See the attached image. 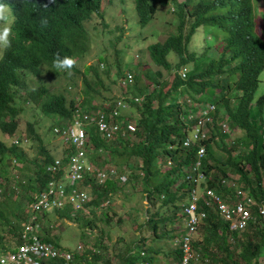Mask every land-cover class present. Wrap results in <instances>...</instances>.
<instances>
[{
    "label": "trees",
    "instance_id": "obj_1",
    "mask_svg": "<svg viewBox=\"0 0 264 264\" xmlns=\"http://www.w3.org/2000/svg\"><path fill=\"white\" fill-rule=\"evenodd\" d=\"M0 2L10 4L15 15L12 47L2 49L0 56V133L4 136L15 134L18 114L24 112V106L29 104L24 137L36 143L38 155L28 161L21 147L6 145L0 140V196L11 199L15 193L11 201L13 207L9 211L4 209L5 204L0 200V207L4 205V212H0L6 226L4 233L13 241V245H9L0 231V252L12 250L20 244L21 223L29 220L31 212L28 206L32 195L52 175L45 170L46 165L55 157H62L65 162L73 150L70 143L64 147L58 129L68 123L73 112L78 110V119L85 131L84 156L95 170L84 173L77 187L88 193L89 200L83 205V210L73 215L69 208L40 213L34 221L40 240L51 243L59 250H67L58 244L56 236L49 235L47 226H40L42 221L49 222V215L96 228L102 233L95 223L101 221L107 224L110 221L109 203L114 192L120 191L122 186L133 189L138 181L147 207L143 223L138 224L137 229L145 227L151 233L150 240H169L170 246L146 245L144 239L138 236L125 242L123 248L115 253V264H170L178 261L181 251L179 245L172 241L183 233L181 204L188 202L193 187L191 178L197 176L191 166L198 146L203 145L204 155L200 158L198 170L203 178L198 179L196 187L197 213H203V216L190 242L194 257L189 264H261L258 259L264 258V218L258 214L257 207L264 208V89L257 97L254 94L259 81L257 75L264 63V26L256 28L251 10L249 13L248 9H244L233 15L228 0ZM245 4L248 6L247 0ZM126 7L131 9V13ZM113 9H117V13H112ZM126 11L140 27L151 23L156 14L172 15L174 22L165 20V24L166 30L170 26L174 29L170 34H164L161 41L136 49L126 61L125 51L130 50L132 43L138 45L145 36L136 39L123 37L119 50L123 53L122 61L118 58L116 62L124 68L123 73H116L123 78V85H115L113 79L109 82L119 89L117 96L127 95L123 96V100L128 103L131 114L126 113L122 126L105 138L93 122L85 123L80 117L81 113L93 116L99 110L107 120L112 119L109 108L104 109L100 105L101 100H106L111 106L116 97L108 95L110 87L99 74L102 73L108 80L106 60L93 58L92 63L95 64L87 63L82 70L77 66L71 70L72 75H79L80 79L78 87L71 88V85L76 86L73 77L65 85L73 94L65 86L61 91H48L40 84L29 87L25 77L37 76L41 65L58 75V70L52 65L54 54L78 59L93 46L97 49L99 40L95 41V38L105 35L109 38L115 27L120 30L122 27L116 21ZM42 18L47 19V27L41 26ZM238 18L237 25L235 21ZM96 19L103 23L99 26L94 22ZM149 35H156V32ZM121 37L117 34L107 40L112 43V40ZM197 38L198 51L194 49ZM218 40L221 41L220 47L215 44L219 43ZM154 66L157 70L151 72ZM126 70L132 77L129 84L125 82ZM178 70H183V76ZM203 91L217 105L215 114L220 110L226 113L223 121L228 128L224 130L220 122L216 123L217 118L210 116L204 132H198L193 142L192 135L195 133H192L189 145L183 146L182 141L188 139V133L196 124V118L189 116L193 110L186 100L195 101L194 94ZM66 92L70 93L68 98ZM134 96L138 97L137 101H133ZM37 116H41L39 119L42 120H54L55 124L46 125V129L52 125L57 128H53L52 132L59 137L57 154L49 153L42 144V137L36 131L40 125L30 120ZM232 129L237 133L231 132ZM218 154L220 158H217ZM6 158L13 160L11 169L14 170L24 168L28 162L32 164L30 174L22 173L19 180L11 177L15 186L8 190L5 189L9 183L8 173L5 172ZM109 167L116 169L117 174L122 171L124 180L119 182L118 178H107L98 183L95 171ZM221 180L229 184H222ZM230 183L254 202L249 205L253 220L246 222L242 230H231L229 222L220 216L215 205L212 202L208 205L210 197L203 193L208 189L226 203H234L237 200L235 188ZM15 187L18 192H14ZM106 200L108 202L101 205ZM94 209L100 210L101 218H96ZM116 222H120L119 217ZM84 239L79 243L80 252L73 255L70 264H113L110 255L115 245L107 247L98 237L89 246L86 237ZM40 264H62V261L47 259Z\"/></svg>",
    "mask_w": 264,
    "mask_h": 264
},
{
    "label": "rangeland",
    "instance_id": "obj_2",
    "mask_svg": "<svg viewBox=\"0 0 264 264\" xmlns=\"http://www.w3.org/2000/svg\"><path fill=\"white\" fill-rule=\"evenodd\" d=\"M125 1L128 2L129 0H125ZM177 1H182V0H177ZM167 6H169L171 10V5L169 2H167ZM126 9L129 12L131 11L129 7H126ZM113 12L117 13V9H113L112 13ZM130 13H127V11L123 12V14L121 15L122 17L120 16V19L118 18L116 21L118 22L117 25L119 27L121 26L123 29L121 28L120 30L117 31V28L115 27L113 30V33L114 32L115 33L109 34L110 35L109 38L117 36V34H119L120 37L122 36L121 38H119V40L118 39L116 41L112 40V43H111V41L107 40L109 38L106 35L103 37L102 36L96 37L95 41L99 40L97 49L93 46L88 53H82L79 56V58L76 59L77 60L76 66L78 67L79 70H82L83 66H85L87 63L95 64V63H92L93 58L100 59V61L106 58L108 62L107 68L109 69L108 80L104 78L102 73H99V74L102 76L103 81L107 82L108 86L110 87V92L108 95L117 96L119 92V89L114 85V83L109 82V80L113 79L115 83L117 84L119 76H117L116 73L117 72L123 73V70H124V68L122 69V66L120 67L116 63L118 61V58L122 61L121 58L123 57V53L119 50H120V47H122L123 37L128 36L131 39L132 38L136 39L138 37L142 38V36H145L142 38V41L139 42L138 45L132 43L130 50L125 51L124 61H126L127 57H131V55L135 53L136 49L145 48L150 43L161 41L164 37V34L166 35L170 34V32L173 31L174 29V26H170V28L166 30V24H165V20L168 23L174 22V17L172 15L170 16L168 14H164V16H161V14H156L155 19L152 20L151 23H148L144 25L143 27H140L135 21V19L130 17ZM94 22H97L99 26L103 23V22H99L98 19H96ZM110 23H111L110 26H113V23L112 22ZM167 28H168V24H167ZM162 31H165V32H162ZM151 32H156V35H149ZM197 40L198 38L196 39V41ZM198 45L199 43H196L194 45V49H198V48H195ZM114 50L118 51V53H115ZM1 51H2V48H0V55H1ZM103 64L105 66V62ZM155 70H157L156 66L152 67L151 72H154ZM158 70L162 73H165V71L162 70V68L160 67H158ZM151 72H150V76L153 77V74ZM71 77H73L74 84H76V86L71 85V88L78 87L80 83L79 75L73 76L72 73L71 75H69L68 73L64 71H61L58 73V75H56V77H53L51 76V74H48L46 72V69L43 67L41 68V74L38 78H36L35 76L32 77L31 75H26L25 78L27 80V85L29 87H33L34 85L40 84V85H44L47 90L61 91L63 90V86L68 84L67 82H70L69 79H71ZM27 78H30V79H27ZM59 78H60V81H58ZM258 80L259 81L257 84L254 97H257L258 95H260V93L264 89V63H263V67L261 68L258 74ZM64 81H66L65 84H64ZM67 90L71 94H73V92L69 90L68 88ZM70 93L66 92L65 96H67L68 98L70 96ZM104 94H105V91L102 92V95ZM100 104H102V100L100 101ZM28 106L29 104H26L24 106V112H21L20 114H18V118H17L18 125L15 131V134H14L17 137L22 136L21 138H24V122L29 116V112L28 110H26L28 109ZM39 117L41 116H37L36 119L31 118L30 120L34 122L37 121V124L40 125L39 127H37L36 131L38 132L37 134H39L42 137V141H41L42 144L45 146V149H47L49 153L55 154L56 152H58V149L60 147V142H58L59 140L58 135L57 134L53 135L52 132H53V128H55L54 130H57V128L55 127V125H52L49 127L48 130L46 129V125L55 124V122L53 119L42 120V119H39ZM231 132L237 133L235 129H232ZM0 140L6 143L7 145L8 139L5 138L1 133H0ZM19 147L23 149L28 161L33 160V158H36L38 156L36 143L31 142L29 138H27V142L25 143L21 142ZM217 158H220L219 154L217 155ZM12 161L13 160L11 158L10 159L6 158L5 159L6 164L4 163L5 172L8 173V177H9V183L5 188L6 190H8V188H11V186L12 188L15 186L14 184L15 181L12 180L13 177H14L13 179L19 180L22 173L24 174L31 173L32 164H30V162H28L24 168L20 170L19 169L14 170V169H11V163H13ZM120 174H122V171L121 173H118V175ZM121 180L123 179H120L118 181L121 182ZM14 190H15L14 192H18L17 187H15ZM142 193L143 192L141 191V185H140V182L138 181L133 189H129L128 186L126 189L122 186V189L120 191L118 190L115 191L114 195L112 196L111 202L109 203L108 214L112 213V215L110 214L111 215L110 221L107 224L101 221H97L95 223L97 227H100L102 229L103 231L102 233H99V231L96 230V228H93V227L89 228L88 226H80L77 223L69 222L68 220L64 218L60 220L58 218H55L54 215H49L50 216L49 222H45L46 220L44 219L45 221H42L40 223V226H47L49 228V231H48L49 235L56 236V238L58 239V244L63 248L73 249L75 248L77 244L81 243L85 237L87 239V243L89 246L91 245V242L93 243V240L98 237L103 242V244L107 247H109L110 245H115V250L112 251L110 255L112 258L113 264H115L117 261V257L115 256V253H117L119 250L123 248V246L125 245V242L128 243L133 238H134L133 240H135V238L138 236H141L144 239V244L146 245H151L154 243L157 245H161L163 247L165 245L169 247L170 246L169 240H166V241L165 240H150L151 233L145 227H141L139 230L137 229V225L143 223V220L145 218L144 209L147 207L146 201L143 198ZM14 195L15 193L11 195V199H6L0 196V200H2L3 204H5V206L3 205L4 209H7L8 211L12 209L13 204L11 203V201L13 200ZM101 205H103V203ZM3 206L0 207V212H4ZM94 212H95L96 218L102 217L99 209H94ZM5 214L8 216V218L12 219V217L8 213L5 212ZM117 217L120 218L119 223L116 222ZM113 222H115L116 224H113ZM5 227L6 226L4 225L3 220L0 216V231L2 233H4ZM4 236H5V233H4ZM5 237L7 238L6 241L8 242V244L12 246L13 241L11 240V238H8V236H5ZM158 260L163 262L161 258H158ZM258 262L261 264H264V258H259Z\"/></svg>",
    "mask_w": 264,
    "mask_h": 264
},
{
    "label": "built area",
    "instance_id": "obj_3",
    "mask_svg": "<svg viewBox=\"0 0 264 264\" xmlns=\"http://www.w3.org/2000/svg\"><path fill=\"white\" fill-rule=\"evenodd\" d=\"M116 104H119L116 103ZM77 113V114H76ZM78 111L71 116V121L62 125L59 129V136L64 142V147L69 143L72 145V151L67 155V159L63 162L62 157H55L53 161L46 165L45 170L52 175L43 184V186L33 193L31 202L29 203V220L21 223V230L19 234L20 244L12 250L0 252V264H40L41 261L47 259H60L62 264H70L73 255L80 252L81 246H76L74 249L59 250L56 246L49 242L42 241L38 238L36 231L37 225L34 224L35 219L40 213L50 212L54 210H62L69 208L71 215L78 210H83V205L89 200L88 193L85 190L78 189V183L84 178V173L94 171L92 164L85 159V147H83L85 131L82 127L81 120L78 119ZM110 117L117 115V110L113 109ZM85 123L90 121L96 125L97 130L105 138H109L120 125L111 120H107L103 113L97 112L96 115H89L81 113L80 117ZM197 139L196 133L192 135V140ZM190 139L184 140L183 144L188 145ZM13 142H16L13 140ZM204 155L203 146H198L193 161L192 170L197 174L192 177L193 187L189 192L188 202L181 204V214L183 217L182 228L183 233L179 238L173 240V243L178 244L180 248V258L176 262L170 264H189L193 259L190 242L195 233L196 226L203 213H197L198 194L196 191L197 181L203 178V174L199 172L200 158ZM95 180L100 183L107 178L123 179V174L118 175L116 170L112 167L95 171ZM189 178V177H188ZM121 180V181H123ZM222 184H229L225 180H221ZM230 185L235 188L233 183ZM204 195L210 197L208 205L212 202L215 205L220 216L229 222L231 230H242L246 222L253 220L250 214L249 205L254 202L245 193L235 188L236 202L226 203L218 195L211 190H204ZM202 193V194H203ZM108 201H104L106 204ZM258 214L264 218L263 206L257 207ZM264 224V221H263ZM91 249V248H90ZM142 254V252H140ZM82 264H92L83 262ZM99 264V263H94ZM146 264V263H139Z\"/></svg>",
    "mask_w": 264,
    "mask_h": 264
},
{
    "label": "clouds",
    "instance_id": "obj_4",
    "mask_svg": "<svg viewBox=\"0 0 264 264\" xmlns=\"http://www.w3.org/2000/svg\"><path fill=\"white\" fill-rule=\"evenodd\" d=\"M247 1H248V6H247V4H245L246 0H228V3L231 4L230 13L233 15L234 14L238 15L242 10L244 11V9H248L247 12H249V13L251 10V18L254 19L256 28L260 29L262 26H264V0H247ZM231 17H232V19L235 18L234 16H231ZM239 18L236 19V21H235L237 25H238V20H240ZM14 22H15V15L13 14L12 6L8 3L0 2V48H2V49L6 50V49H9L12 47L11 36H12V25ZM40 24L42 27H47V24H48L47 19L42 18L40 20ZM218 42L219 43H217L216 45L218 47H220L221 41L218 40ZM196 43H199V42L196 41ZM195 48H199V45ZM195 50L198 51V49H195ZM1 53H2V51H1ZM225 58H227V57L225 56ZM104 60H106V58ZM106 62H107V60H106ZM76 63H77V61L74 57H72V56H63L62 57L59 53L54 54V58L52 61L53 67L56 70H58V72H56V73L64 71V72L68 73L69 75H71V70L76 66ZM42 67L45 68L46 66L45 65L40 66V73L37 76H35L36 78H38L40 76ZM127 71L128 70H126L125 82L127 84H129L132 82V77H131V74L128 73ZM182 71L183 70H178L177 72L181 76H183ZM46 72L48 74H51V76L54 75L52 72H50L47 69H46ZM123 72H124V70H123ZM53 77H56V75H54ZM257 78H258V75H257ZM27 79H30V78H27ZM122 80H123V78L119 75L117 84L115 83V85H119V86L123 85ZM48 91H50V90H48ZM194 95H195V98H194L195 101H192L190 98L186 100L188 105L190 107H192V110H193L192 112L189 113V116L191 118H196V124L193 125L191 132L188 133V135H189L188 139H190L192 133H196V135H197L198 132H200V133L204 132V130L207 127L206 123H207V121H209L210 116L211 117L213 116L214 118L216 117L217 118L216 123L220 122V127L223 128L224 130H226L228 128V124L223 121V117L226 115V113L223 110H220L221 112H219L218 114H215L217 105L214 104L212 102V100L207 97V93H205L204 91L197 93V94H194ZM123 96L125 98L127 95L116 96L115 99L113 100V105H111V106H110L109 101H106V100H102V104H100L104 107V109L106 107V108H109L110 111H112L113 109L117 110V115L115 117H112V121L117 122L121 126H122L124 115L126 113L131 114L130 112H128V103L125 102V100H123ZM132 99H133V101H137L138 97L134 96V97H132ZM118 102H119V104H116ZM76 111H78V110H75V112ZM75 112H73V114ZM97 112L101 113L99 110H97L94 115H96ZM68 122H69V120H68ZM4 137L8 139L7 145L8 144H14V145L19 146L21 142H24V143L27 142V138H25V137L21 138L22 136L17 137L14 134L11 136L5 135ZM9 138H10V140H9ZM186 139L187 138H185L184 140H186ZM13 140H15L16 142H13ZM184 140L182 141V145L186 146L183 144ZM193 141L194 140H192V142ZM189 142H190V140H189ZM200 146H203V145H200ZM101 169H105V168H101Z\"/></svg>",
    "mask_w": 264,
    "mask_h": 264
},
{
    "label": "crops",
    "instance_id": "obj_5",
    "mask_svg": "<svg viewBox=\"0 0 264 264\" xmlns=\"http://www.w3.org/2000/svg\"><path fill=\"white\" fill-rule=\"evenodd\" d=\"M172 243H173V241H172ZM79 245H80V244H77L76 246H79ZM76 246H75V247H76ZM66 249H68V248H66ZM73 249H74V248H73ZM157 258H159V257H157ZM81 264H82V263H81Z\"/></svg>",
    "mask_w": 264,
    "mask_h": 264
}]
</instances>
